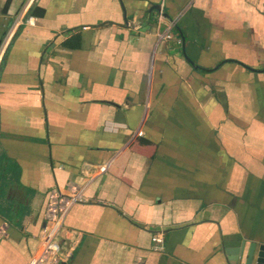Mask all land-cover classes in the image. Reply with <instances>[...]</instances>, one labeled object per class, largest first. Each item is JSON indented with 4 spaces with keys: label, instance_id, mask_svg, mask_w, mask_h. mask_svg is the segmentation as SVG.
Returning a JSON list of instances; mask_svg holds the SVG:
<instances>
[{
    "label": "crops",
    "instance_id": "obj_1",
    "mask_svg": "<svg viewBox=\"0 0 264 264\" xmlns=\"http://www.w3.org/2000/svg\"><path fill=\"white\" fill-rule=\"evenodd\" d=\"M74 184L64 264H245L226 243L264 245V0H0V264Z\"/></svg>",
    "mask_w": 264,
    "mask_h": 264
},
{
    "label": "built area",
    "instance_id": "obj_2",
    "mask_svg": "<svg viewBox=\"0 0 264 264\" xmlns=\"http://www.w3.org/2000/svg\"><path fill=\"white\" fill-rule=\"evenodd\" d=\"M160 37H171L170 33L161 34ZM107 164L99 166V171L104 172ZM82 190L78 185H71L70 192L65 193L60 189L51 191L49 203L45 213V226L41 232L38 245L33 249L27 264H64L67 255L57 239L58 233L63 227L64 217L70 206L82 201ZM6 225L0 223V239L6 236ZM154 250L164 249L161 234L154 236Z\"/></svg>",
    "mask_w": 264,
    "mask_h": 264
},
{
    "label": "water",
    "instance_id": "obj_3",
    "mask_svg": "<svg viewBox=\"0 0 264 264\" xmlns=\"http://www.w3.org/2000/svg\"><path fill=\"white\" fill-rule=\"evenodd\" d=\"M230 245L236 246L235 249H230ZM226 251L230 259L238 261L240 258H245V264H264V245H260L257 249L256 243H252L249 249L245 250L244 241H236L234 243H226ZM229 247V248H228Z\"/></svg>",
    "mask_w": 264,
    "mask_h": 264
}]
</instances>
